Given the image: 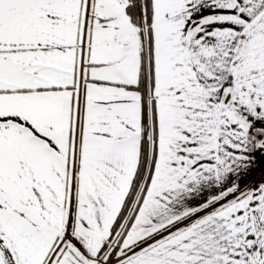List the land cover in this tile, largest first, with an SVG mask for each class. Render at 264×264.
Returning a JSON list of instances; mask_svg holds the SVG:
<instances>
[{
  "label": "snow or ice",
  "instance_id": "1",
  "mask_svg": "<svg viewBox=\"0 0 264 264\" xmlns=\"http://www.w3.org/2000/svg\"><path fill=\"white\" fill-rule=\"evenodd\" d=\"M0 264H264V0H0Z\"/></svg>",
  "mask_w": 264,
  "mask_h": 264
},
{
  "label": "rangeland",
  "instance_id": "2",
  "mask_svg": "<svg viewBox=\"0 0 264 264\" xmlns=\"http://www.w3.org/2000/svg\"><path fill=\"white\" fill-rule=\"evenodd\" d=\"M197 201H193V203H196Z\"/></svg>",
  "mask_w": 264,
  "mask_h": 264
},
{
  "label": "crops",
  "instance_id": "3",
  "mask_svg": "<svg viewBox=\"0 0 264 264\" xmlns=\"http://www.w3.org/2000/svg\"><path fill=\"white\" fill-rule=\"evenodd\" d=\"M251 178V177H250Z\"/></svg>",
  "mask_w": 264,
  "mask_h": 264
}]
</instances>
